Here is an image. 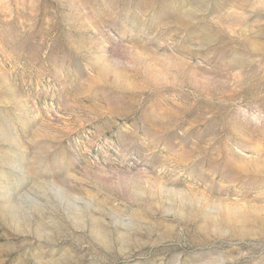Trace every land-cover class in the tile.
Segmentation results:
<instances>
[{
    "label": "rangeland",
    "instance_id": "374dc122",
    "mask_svg": "<svg viewBox=\"0 0 264 264\" xmlns=\"http://www.w3.org/2000/svg\"><path fill=\"white\" fill-rule=\"evenodd\" d=\"M0 264H264V0H0Z\"/></svg>",
    "mask_w": 264,
    "mask_h": 264
}]
</instances>
